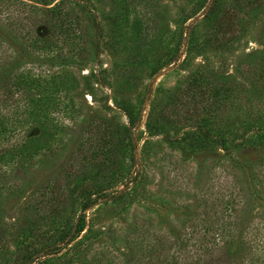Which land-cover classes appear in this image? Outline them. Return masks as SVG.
Listing matches in <instances>:
<instances>
[{
	"label": "rangeland",
	"instance_id": "374dc122",
	"mask_svg": "<svg viewBox=\"0 0 264 264\" xmlns=\"http://www.w3.org/2000/svg\"><path fill=\"white\" fill-rule=\"evenodd\" d=\"M199 1L69 0L62 13L72 34L32 51L13 78L28 93L24 108L0 86V264H23L25 251L27 264H155L161 245L197 257L206 241L238 240L251 264H264L263 151L256 139H237L246 122L264 131V93L255 96L245 66L263 42L259 27L247 25L232 50L205 48L208 0ZM31 6L44 8L0 0L1 38L32 30ZM178 7L197 11L182 23ZM6 47L0 65L11 55ZM192 76L217 86L233 77L228 99L203 128L205 144L195 124L180 120L188 109L184 80ZM79 149L105 164L104 172L81 161ZM95 189L107 196L82 212L83 196ZM47 197L41 221L31 223L26 205ZM82 213L79 237L54 242L64 229L72 234Z\"/></svg>",
	"mask_w": 264,
	"mask_h": 264
},
{
	"label": "trees",
	"instance_id": "16d2710c",
	"mask_svg": "<svg viewBox=\"0 0 264 264\" xmlns=\"http://www.w3.org/2000/svg\"><path fill=\"white\" fill-rule=\"evenodd\" d=\"M35 3L43 6L40 9L35 6H31L32 21H30V30H26V35L17 37L9 32H4V38L0 37V45L5 44L7 49L11 51V55L8 60L0 65V86L7 90L11 96L13 94L19 95L22 99V107L25 105V101L28 98V93L24 89H21L15 83L13 78L16 75L17 70L24 64L30 62L32 58V51H41L45 49V46L52 44L58 45V42L64 41L65 38L72 34L73 29L70 28L68 23V17L63 14V6L69 0H59L54 3L55 0H33ZM199 2H202L200 0ZM54 3L51 7L46 8L50 4ZM205 5V6H204ZM205 11L202 15V22L205 27L204 31V47L210 50H232L241 38L245 36L243 31L247 25H250L252 29L258 28V38L260 48L251 52L246 60V70H251L253 73L251 85L257 86L258 89L254 90L256 94L260 96V93H264V0H231L226 3L225 0H208L203 3ZM200 8V7H199ZM42 12L40 18H36V12ZM197 9H190L189 11L178 7L177 17L179 20L187 21L192 15H195ZM193 27L190 30V37ZM251 29V30H252ZM37 30H41L38 31ZM33 31V32H32ZM35 31V32H34ZM33 34V35H31ZM252 33L246 35L251 36ZM189 36V35H188ZM83 38L88 39L89 35L86 30L83 32ZM189 39V38H188ZM246 41V40H245ZM202 49V56L204 61L206 60V52ZM1 52V48H0ZM204 52V53H203ZM55 59L63 60L61 55L54 57ZM207 71V70H206ZM247 71L243 69L236 74H245ZM226 81L219 86L211 85L208 81L200 79L198 76L187 77L184 80V92L188 95V109L184 111V116L180 118L181 121L186 123L195 124V129L198 131L201 138V143H207L210 139V133L203 130L207 127L209 119L217 108L218 102L228 99L229 90L227 88L228 83L232 82V76H226ZM247 77H242V84ZM9 94V95H10ZM24 108V107H23ZM163 119L168 123L175 125L178 124V117L174 120L169 119L168 116H163ZM232 130V129H231ZM226 134L232 136V132L226 128ZM233 136L236 138V130L233 132ZM239 144H251L252 140L256 139L257 147L262 149L264 156V131L252 127L250 123H243L239 137ZM205 142V143H204ZM222 148L224 147L223 137L219 138ZM78 155H81L82 151L77 150ZM81 161L85 162L88 166L91 165V170L102 171L106 169V165L99 161H95V156L85 157L81 155ZM41 193L39 194V196ZM101 189H95L92 192H87L83 196V201L80 205V210L83 212L85 209L92 206L98 200L106 197ZM52 198L47 197L45 200L39 201V203H28L25 207V217L33 224H37L41 221L42 210L48 204L50 205ZM84 213H82L77 221L76 226L71 234L69 229L62 230L57 239L59 245L62 244L67 237L69 242L74 241L79 237L84 229ZM185 233H181L180 230L176 231V237L180 238ZM5 240V229L0 223V247ZM53 242V243H54ZM66 242L64 244H67ZM157 252V262L155 264H251L252 259L249 257V249L243 246L241 241L235 243H223L220 247L213 241H206L203 245L197 247L196 250L200 251L199 256H195L194 253L188 250L176 249V253H168L170 246L167 247L168 251L162 245L159 246ZM182 252V253H180ZM32 258L31 253L25 251L20 260L23 264H27Z\"/></svg>",
	"mask_w": 264,
	"mask_h": 264
}]
</instances>
